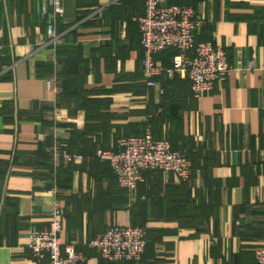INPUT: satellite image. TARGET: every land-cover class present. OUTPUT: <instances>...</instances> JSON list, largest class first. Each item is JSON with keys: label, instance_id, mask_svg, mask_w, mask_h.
<instances>
[{"label": "crops", "instance_id": "1", "mask_svg": "<svg viewBox=\"0 0 264 264\" xmlns=\"http://www.w3.org/2000/svg\"><path fill=\"white\" fill-rule=\"evenodd\" d=\"M46 1L0 0V264H41L28 237L48 229L54 206L60 242L83 264H107L87 244L131 224L145 230L138 264H256L254 252L264 250V0H170L194 11L195 39L222 47L231 68L200 98L164 72L154 88L143 81L134 21L143 0H60L54 41L41 16ZM154 61L169 68L171 54ZM147 128L187 151L194 170L188 182L148 172L123 192L93 155ZM54 143L82 162L53 161Z\"/></svg>", "mask_w": 264, "mask_h": 264}, {"label": "built area", "instance_id": "2", "mask_svg": "<svg viewBox=\"0 0 264 264\" xmlns=\"http://www.w3.org/2000/svg\"><path fill=\"white\" fill-rule=\"evenodd\" d=\"M53 13L47 16V8ZM143 13L134 19L142 54V79L148 88L157 85L156 79L163 72L168 77L178 76L188 81L195 97L208 94L216 82H223L231 68L224 49L211 42H195L200 24L191 8L171 5L168 0H143ZM62 14L60 0H48L41 6V16H46V36L56 39L55 16ZM172 49L175 55L169 68L154 61V56ZM46 84L49 86L50 82ZM52 160L62 157L68 163L82 162V156L61 151L54 143L50 147ZM61 153V154H60ZM96 157L107 163L117 186L124 192L136 189L144 182V174L162 172L174 174L181 182H188L193 168L184 150L173 151L166 140H155L150 129L142 136L120 138L113 151L98 150ZM60 210L52 207L47 230L32 231L27 248L41 264H83L84 256L72 244L62 245L59 238ZM107 264L119 262L139 263L146 246L145 230L132 225H113L87 244ZM256 264H264V250L254 252Z\"/></svg>", "mask_w": 264, "mask_h": 264}, {"label": "trees", "instance_id": "3", "mask_svg": "<svg viewBox=\"0 0 264 264\" xmlns=\"http://www.w3.org/2000/svg\"><path fill=\"white\" fill-rule=\"evenodd\" d=\"M169 3L172 5H174V3H172L170 0H169ZM179 5V4H178ZM179 6H181V5H179ZM196 41V43H199L198 41H197V39H195ZM165 52H170V54H171V59H172V57L175 55V51L174 50H172V49H169L168 51L166 50V51H164V52H161L160 54H162V53H165ZM171 62V61H170ZM174 79H177V80H179L180 81V79H179V77L178 76H174L173 77V79L172 80H174ZM182 82H187L188 83V85H189V88H190V84H189V82L188 81H185V80H181ZM191 90V89H190ZM192 92V91H191ZM127 138V137H126ZM167 141V140H166ZM170 144V143H169ZM170 147H171V149L173 150V151H177V150H180V149H182V148H180V149H174L171 145H170ZM183 150V149H182ZM185 151V150H184ZM187 154H188V152L187 151H185ZM71 155H73V154H71ZM188 156H189V154H188ZM190 157V156H189ZM84 158V157H83ZM93 159L94 160H96V161H98L99 163H100V161L98 160V158L96 157V152H95V154L93 155ZM101 163H103V162H101ZM68 164H70V163H68ZM103 164H106L107 166H108V164L107 163H103ZM108 168H109V166H108ZM192 168H193V166H192ZM193 170H194V168H193ZM109 171H110V173H111V176H112V178L113 179H115V177L113 176V174H112V172H111V170H110V168H109ZM115 182H116V180H115ZM117 184V183H116ZM122 191V190H121ZM124 192V191H123ZM132 226H137V227H141V228H143V226L141 225V224H131ZM144 229V228H143ZM106 230V229H105ZM104 230V231H105ZM103 231V232H104ZM102 232V233H103ZM101 234V233H100ZM146 247V246H145ZM143 257H144V254H143V256H142V258H141V260H140V262L143 260ZM139 262V263H140ZM119 263H121V262H119ZM126 263V262H125ZM128 263H133V262H128ZM115 264H117V263H115ZM136 264H138V263H136Z\"/></svg>", "mask_w": 264, "mask_h": 264}]
</instances>
